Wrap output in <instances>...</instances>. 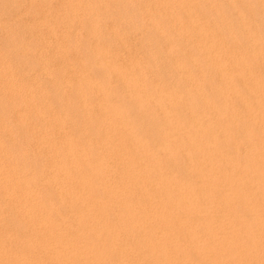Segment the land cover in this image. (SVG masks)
Here are the masks:
<instances>
[{
	"label": "bare ground",
	"instance_id": "6f19581e",
	"mask_svg": "<svg viewBox=\"0 0 264 264\" xmlns=\"http://www.w3.org/2000/svg\"><path fill=\"white\" fill-rule=\"evenodd\" d=\"M72 1L0 12V264H264V0Z\"/></svg>",
	"mask_w": 264,
	"mask_h": 264
},
{
	"label": "rangeland",
	"instance_id": "374dc122",
	"mask_svg": "<svg viewBox=\"0 0 264 264\" xmlns=\"http://www.w3.org/2000/svg\"><path fill=\"white\" fill-rule=\"evenodd\" d=\"M6 1V2H5ZM10 2V3H8V2ZM54 1V0H53ZM52 0H25V1H23V0H16V2L13 0H0V3L2 2V4L0 5L1 7H0V12H12V10L15 12V11H17V10H15V9H18V11L20 10V11H30V12H32V11H34V12H36V11H43V10H48V9H50L49 7H45V6H47V5H45V3L46 4H55V1L53 2ZM64 0H56V5L58 6V4L60 3V2H63ZM72 0H70V2H71ZM77 3L79 2V3H82V2H84L83 0H75ZM75 1H72V2H75ZM4 2V3H3ZM25 2V3H24ZM43 2V4H40V3H42ZM52 2V3H51ZM85 2H86V0H85ZM5 3H7V4H5ZM17 5H16V4ZM33 3V4H32ZM58 3V4H57ZM5 4V5H4ZM8 4H10V5H8ZM14 5V6H12V8H11V5ZM19 4H20V6H19ZM75 4V3H74ZM24 5V6H23ZM30 5V6H29ZM43 5H45L44 7H43ZM56 5H54V7L52 8V9H54V10H62L63 8H59V7H57ZM77 5H80V4H77ZM5 6V7H4ZM10 6V7H9ZM16 6V7H15ZM19 6V7H18ZM23 6V7H22ZM35 6V7H34ZM41 6V7H40ZM55 6L57 7V8H55ZM15 7V9H13ZM18 7V8H17ZM34 7L35 9H33L32 10V8ZM43 7V8H42ZM7 8H9L10 9V11H8L7 10ZM4 9H5V11H4ZM12 9V10H11ZM31 9V10H30ZM52 9H50V10H52ZM70 9V8H69ZM69 9H66V10H69ZM64 10V9H63ZM71 10H80V7H79V9H78V7L76 8L75 6H74V8L72 9L71 8ZM29 12V13H30Z\"/></svg>",
	"mask_w": 264,
	"mask_h": 264
}]
</instances>
